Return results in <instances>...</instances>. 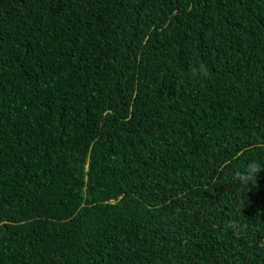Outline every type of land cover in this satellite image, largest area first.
<instances>
[{
  "label": "trees",
  "instance_id": "trees-1",
  "mask_svg": "<svg viewBox=\"0 0 264 264\" xmlns=\"http://www.w3.org/2000/svg\"><path fill=\"white\" fill-rule=\"evenodd\" d=\"M246 158L264 0H0V264H264Z\"/></svg>",
  "mask_w": 264,
  "mask_h": 264
},
{
  "label": "clouds",
  "instance_id": "clouds-1",
  "mask_svg": "<svg viewBox=\"0 0 264 264\" xmlns=\"http://www.w3.org/2000/svg\"><path fill=\"white\" fill-rule=\"evenodd\" d=\"M190 71L193 77L198 78L200 80L210 78L211 75L207 66L198 61L192 64ZM236 159L239 160L240 156H237ZM231 163V161H226L224 163V167H228ZM262 171H264V162L258 161L256 159L246 158L242 163L231 167V182L243 188H245V186L248 185L249 182L255 185L257 176ZM242 207L243 202L238 206V211H240ZM229 223L233 225L231 230L237 235L244 227L241 221H238L234 218L230 219Z\"/></svg>",
  "mask_w": 264,
  "mask_h": 264
}]
</instances>
